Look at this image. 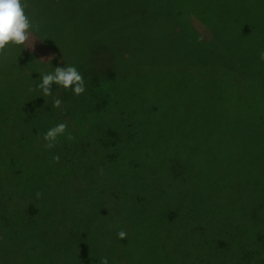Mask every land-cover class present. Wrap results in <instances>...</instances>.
Returning a JSON list of instances; mask_svg holds the SVG:
<instances>
[{"label":"rangeland","instance_id":"374dc122","mask_svg":"<svg viewBox=\"0 0 264 264\" xmlns=\"http://www.w3.org/2000/svg\"><path fill=\"white\" fill-rule=\"evenodd\" d=\"M23 3L39 27L0 51V264H264V0ZM69 65L85 91L41 96Z\"/></svg>","mask_w":264,"mask_h":264},{"label":"clouds","instance_id":"9594fccd","mask_svg":"<svg viewBox=\"0 0 264 264\" xmlns=\"http://www.w3.org/2000/svg\"><path fill=\"white\" fill-rule=\"evenodd\" d=\"M38 27L27 15L23 0H0V51L5 50L10 44L19 47L21 51ZM53 84L71 89L74 95H80L85 91L83 77L74 65L54 67V71L41 75L40 83L37 85L41 96L51 95ZM60 103L61 101L56 99L53 106L59 107ZM66 127V124L59 123L46 131L43 139L47 141L48 148L55 146L57 137L64 133ZM117 236L123 239L126 232L118 231Z\"/></svg>","mask_w":264,"mask_h":264}]
</instances>
